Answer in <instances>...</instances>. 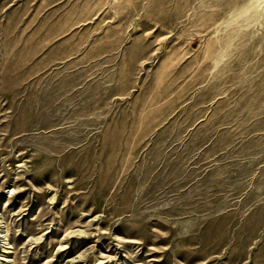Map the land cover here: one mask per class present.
<instances>
[{
	"label": "rangeland",
	"instance_id": "rangeland-1",
	"mask_svg": "<svg viewBox=\"0 0 264 264\" xmlns=\"http://www.w3.org/2000/svg\"><path fill=\"white\" fill-rule=\"evenodd\" d=\"M258 2L0 0V264H264Z\"/></svg>",
	"mask_w": 264,
	"mask_h": 264
},
{
	"label": "bare ground",
	"instance_id": "bare-ground-1",
	"mask_svg": "<svg viewBox=\"0 0 264 264\" xmlns=\"http://www.w3.org/2000/svg\"><path fill=\"white\" fill-rule=\"evenodd\" d=\"M253 14H260L261 16L264 15V0H259L258 6L253 10Z\"/></svg>",
	"mask_w": 264,
	"mask_h": 264
}]
</instances>
